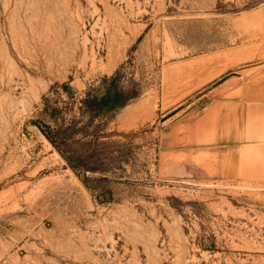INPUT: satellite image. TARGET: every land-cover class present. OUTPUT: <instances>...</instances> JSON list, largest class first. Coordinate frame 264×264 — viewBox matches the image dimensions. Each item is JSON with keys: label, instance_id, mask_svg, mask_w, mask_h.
I'll list each match as a JSON object with an SVG mask.
<instances>
[{"label": "rangeland", "instance_id": "obj_1", "mask_svg": "<svg viewBox=\"0 0 264 264\" xmlns=\"http://www.w3.org/2000/svg\"><path fill=\"white\" fill-rule=\"evenodd\" d=\"M0 264H264V0H0Z\"/></svg>", "mask_w": 264, "mask_h": 264}, {"label": "trees", "instance_id": "obj_2", "mask_svg": "<svg viewBox=\"0 0 264 264\" xmlns=\"http://www.w3.org/2000/svg\"><path fill=\"white\" fill-rule=\"evenodd\" d=\"M44 130V132L46 133V135L49 137V138H51V136H50V134L48 133V131H46L45 129H43Z\"/></svg>", "mask_w": 264, "mask_h": 264}]
</instances>
